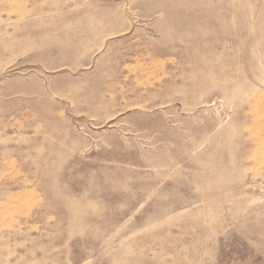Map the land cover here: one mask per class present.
<instances>
[{"label": "rangeland", "instance_id": "rangeland-1", "mask_svg": "<svg viewBox=\"0 0 264 264\" xmlns=\"http://www.w3.org/2000/svg\"><path fill=\"white\" fill-rule=\"evenodd\" d=\"M264 0H0V264H264Z\"/></svg>", "mask_w": 264, "mask_h": 264}, {"label": "bare ground", "instance_id": "bare-ground-1", "mask_svg": "<svg viewBox=\"0 0 264 264\" xmlns=\"http://www.w3.org/2000/svg\"><path fill=\"white\" fill-rule=\"evenodd\" d=\"M264 131V130H263Z\"/></svg>", "mask_w": 264, "mask_h": 264}]
</instances>
